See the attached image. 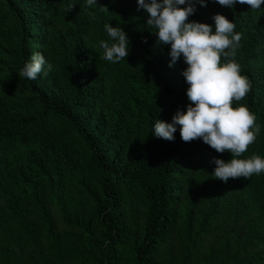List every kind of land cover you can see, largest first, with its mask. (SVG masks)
I'll list each match as a JSON object with an SVG mask.
<instances>
[{"label":"trees","instance_id":"16d2710c","mask_svg":"<svg viewBox=\"0 0 264 264\" xmlns=\"http://www.w3.org/2000/svg\"><path fill=\"white\" fill-rule=\"evenodd\" d=\"M196 9L241 34L251 90L232 106L260 133L238 158L264 159V4ZM147 18L137 0H0V264H264V172L225 183L213 161L231 153L152 133L189 101L187 65L169 67ZM105 24L130 41L117 63ZM36 52L53 70L20 79Z\"/></svg>","mask_w":264,"mask_h":264},{"label":"clouds","instance_id":"9594fccd","mask_svg":"<svg viewBox=\"0 0 264 264\" xmlns=\"http://www.w3.org/2000/svg\"><path fill=\"white\" fill-rule=\"evenodd\" d=\"M214 2L229 8L239 3L252 10L264 4V0ZM207 3L208 0H137V11L143 10L147 14L146 24L154 29L152 32L157 37V44L170 46L169 67L181 57L187 65L181 73L188 85L186 111L177 110L171 123L156 120L152 133L155 137L172 141L179 126L183 142L201 139L218 153H231L232 158L228 161L214 159L216 167L212 177L225 183L230 178L250 179L254 173L264 172V159L255 154L248 159L238 158L260 133L255 114L244 105L232 106L233 101H241L251 90V82L241 75V66L233 59L241 46V34L234 31L236 25L232 21L219 13L212 17L214 27L189 21L197 10L196 5L206 6ZM95 4L97 0H86L89 7ZM73 7L70 5L69 11ZM104 28L110 40L99 43L103 59L117 63L127 58L130 51L127 33L119 25L105 24ZM52 70L53 65L36 52L18 76L35 80L41 73L47 75Z\"/></svg>","mask_w":264,"mask_h":264}]
</instances>
